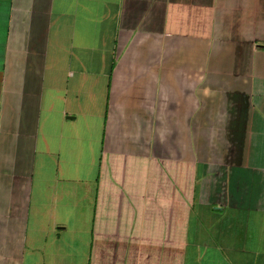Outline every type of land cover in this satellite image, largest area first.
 <instances>
[{"label": "crops", "instance_id": "crops-1", "mask_svg": "<svg viewBox=\"0 0 264 264\" xmlns=\"http://www.w3.org/2000/svg\"><path fill=\"white\" fill-rule=\"evenodd\" d=\"M0 264H264V0H0Z\"/></svg>", "mask_w": 264, "mask_h": 264}]
</instances>
